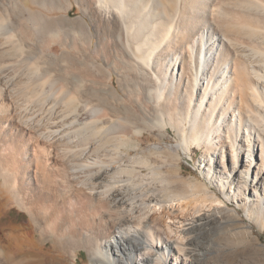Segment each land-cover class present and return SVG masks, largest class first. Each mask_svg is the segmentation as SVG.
Here are the masks:
<instances>
[{"label": "bare ground", "instance_id": "bare-ground-1", "mask_svg": "<svg viewBox=\"0 0 264 264\" xmlns=\"http://www.w3.org/2000/svg\"><path fill=\"white\" fill-rule=\"evenodd\" d=\"M73 1L71 20L72 0H0V198L31 224L11 230L12 264L76 249L89 264H227L237 237L259 261L232 207L264 232V0ZM195 149L210 187L179 178ZM163 152L175 169L146 157Z\"/></svg>", "mask_w": 264, "mask_h": 264}, {"label": "rangeland", "instance_id": "rangeland-1", "mask_svg": "<svg viewBox=\"0 0 264 264\" xmlns=\"http://www.w3.org/2000/svg\"><path fill=\"white\" fill-rule=\"evenodd\" d=\"M72 3H73V6H74L73 7L74 9L71 12H68L66 14L67 16H69V18L71 20L72 19H75L77 16L80 15V10L74 4V1L73 0H72ZM44 4H45V6L47 5V7H51L52 2L51 1H48V2H45ZM30 6H31V1H30ZM60 8L62 9V7H60ZM36 9H40V8H36ZM42 11L43 12L45 11L44 13L47 16H49L50 18L51 17H59L62 14H65V12H66L63 9L62 10H59L58 9V10L51 11V10H48L47 8L46 9H43ZM64 29L68 33H65L64 32V35H63L64 37L61 36L62 37L61 39H63V41L65 40L64 39L65 38V35L66 36H69L68 34L72 30L69 27H65ZM28 33H30V32L28 31ZM67 38H66V40L67 41L69 40V41L68 42L65 41V42H67L70 45H72V40L70 38H68V39ZM45 40H44V43L46 42V44H47V42L49 43V41L51 39L48 40V37H47ZM50 47L52 49L51 50V53L52 54H55V55H59L60 54V51H61V47L60 46H56L55 48L53 46H50ZM86 117H87L86 115H83L81 117V119L84 120V119H86ZM141 138H140V140H141L140 146L143 149H145V152H147V150L150 147H152L154 144H156L157 143V139H159V137L157 136L156 132L155 133H145ZM175 138L176 137H175L174 133L171 132V131H169V134H167L165 136V139L163 141H160L159 142L160 143L159 147H161L162 150L165 149V148H168V147L171 148L172 145L175 144V140H176ZM133 152L135 154H137L135 151H131L132 156L135 155ZM163 153H165V152H163ZM160 155L153 156V158H152V157L147 156V154H146V157L153 164L155 163L154 164L155 166L158 165L159 167H161L164 172L171 171L172 170L171 168L175 169V167L177 165H174V164H178L179 163L178 166L181 167V170H179V172H180L179 178L181 180H186V181L189 180V182L190 181L191 182H198V183H202V184H205L206 186L210 187V185L206 181H204L203 176L199 172V170L197 168V165H196V162H197L198 158L201 156V150H196L195 149L194 150V154H192L189 157L188 156H184L183 154H181L180 155V160L178 161V163H176L173 158H172L173 160L170 159V156H168L166 153L164 154L166 156V158H165V156L163 154L161 156ZM161 157H163V158H161ZM163 160H165V161L167 160V161L165 162ZM172 161H173V164H172ZM164 164H166V165H164ZM169 164H171V165H169ZM172 165H174V166H172ZM0 182H1L0 183V188L2 190H4L5 186L3 185L1 179H0ZM212 190H214V189L212 188ZM5 193H7V192H5ZM215 193L218 195V192L217 191H215ZM5 195H8V196H5ZM5 195H3L4 196L3 198H0V246H2V248L5 249V258H6V261L4 262V261H1L0 260V264H12V261H11L12 258L15 255H17L18 253H20L21 251L18 248H14L12 245L10 247V243L8 241H9L10 236H11L10 234L12 233L11 230H13V228H16V227L17 228H23V229H31V224H30L29 216L25 212H23L22 210H20L19 208H17L16 205H14L15 203L12 204L13 203V198H14L12 196V194H10L8 192ZM10 195L13 198L10 197ZM218 196L222 197L220 194ZM7 198H9L8 201L6 200ZM233 209L238 212V215H236L237 220L234 222L235 223V226H234L235 227V230L232 228V231L233 232H238V231H241L243 229L242 227L244 225H250V227H251L250 231L252 233V234H250V238H252V240H253V238L258 237L260 243L263 245V247L261 246V249H262V251H261L262 252V258L259 261L258 260L256 261V259H253L254 260V264H264V232L261 233L259 231L258 225L254 221L248 220V218L246 217V214L243 211H241L239 209H235L234 207H232V213L233 214H234V210ZM240 225H242V226H240ZM239 226H240V228H238ZM237 229H239V230H237ZM238 239H239V241L242 240V242L241 243L238 242V246L235 247V249H231L230 248V245H228L227 242L225 241L222 244V247L223 246L224 247L223 248H220L221 250L219 249L220 251H218V255L219 256H222L223 257V261L225 263H227V264H246V263H243V261H242V259H241L240 256L244 252H245L244 254H246V253L252 251V249H251L252 247H251V245H250V243L248 241H245V239L243 240V237H241V239L239 237H237V240ZM221 242H223V240ZM26 244H28V243H26ZM31 245L32 244H30L29 246L31 247ZM234 245H235V243H234ZM231 246H233V245H231ZM228 248L231 249V250H233V252L231 250H228ZM244 248H246V249H244ZM51 250H52V244H51V242H47L45 244V246H43V248H42V250L40 251L39 254H42L44 256V255H47L48 252L50 253ZM248 250H250V251H248ZM241 252H242V254H241ZM47 261H49V258L47 259ZM60 264H89V259H88L87 252L85 250H82V249H76V251L72 252V254L66 253L64 261L63 262H60ZM249 264H253V263H249Z\"/></svg>", "mask_w": 264, "mask_h": 264}]
</instances>
